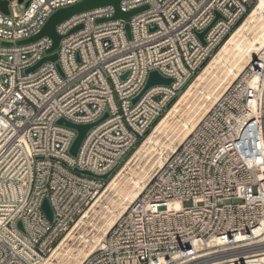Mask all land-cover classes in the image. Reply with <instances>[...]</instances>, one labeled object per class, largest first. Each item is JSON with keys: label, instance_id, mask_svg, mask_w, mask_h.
<instances>
[{"label": "built area", "instance_id": "2783aa9c", "mask_svg": "<svg viewBox=\"0 0 264 264\" xmlns=\"http://www.w3.org/2000/svg\"><path fill=\"white\" fill-rule=\"evenodd\" d=\"M82 1L10 0L0 12V264H44L105 183L74 169L102 176L118 167L256 0H122V13L146 9L128 21L113 19L110 5L71 16L56 26L50 54L46 36L18 45ZM154 71L172 83L132 103ZM61 119L95 124L76 157L77 132ZM263 222L264 48L80 264H264L255 236Z\"/></svg>", "mask_w": 264, "mask_h": 264}, {"label": "bare ground", "instance_id": "6f19581e", "mask_svg": "<svg viewBox=\"0 0 264 264\" xmlns=\"http://www.w3.org/2000/svg\"><path fill=\"white\" fill-rule=\"evenodd\" d=\"M263 48L264 0H256L255 7L222 42L216 53L202 68L196 80L187 87L178 102L170 109L168 108L166 116L159 121L152 134L144 138L142 144L137 148L135 155L142 152L143 158L150 156L143 166L140 164L136 165L140 170L139 175H136L137 173L129 166L133 160L132 158L125 165L128 172L122 175L123 177L121 175L116 176L108 183L106 187V203H104L103 209L99 212L100 219L103 221L102 228L100 227L103 235L111 229L117 218L139 196L145 186L146 180L144 179L147 172L156 166H162L166 159L164 157H168L164 156L167 155L168 150L171 153L175 151L173 140L176 137L184 138L190 134L200 120V112L206 110L208 104L212 106L217 101L221 91L230 86L245 67L260 55ZM182 103H185L184 114L186 118L178 115L180 113L179 107ZM255 236L256 238L261 237L260 242H264V222L260 229L255 232ZM101 238L94 237L91 241L84 240L83 247L80 248L76 255L73 249L69 248L66 250L67 246L63 242L58 249L62 253L58 251L54 253L61 257V261L59 260L57 264H80L84 258L91 254L96 244L101 241ZM64 261L66 263H62Z\"/></svg>", "mask_w": 264, "mask_h": 264}, {"label": "water", "instance_id": "95a60500", "mask_svg": "<svg viewBox=\"0 0 264 264\" xmlns=\"http://www.w3.org/2000/svg\"><path fill=\"white\" fill-rule=\"evenodd\" d=\"M10 0H0V12H2L5 15H8V2ZM23 0H19V3H21ZM122 0H84L81 3L59 10L56 13H54L51 18L48 20V22L46 23V25L44 26V28L41 30V32L39 34H37L36 36L19 42L18 45H24V44H29L32 42L37 41L38 39H40L41 37H49L52 40V47L51 49L48 51V53H52L54 52L59 45L60 42V36L56 33L55 28L59 23H62L63 21L67 20L68 18H70L71 16L80 14V13H84L87 11H90L92 9L95 8H99V7H103V6H107L110 5L112 7H114L115 9V15L113 17V19H121L123 21H128L132 16H134L135 14L143 11L146 9V7H142L139 9H135L132 10L130 12L127 13H122L119 11V4ZM28 3V2H27ZM27 3L25 5H27ZM218 18V16H217ZM212 26V25H211ZM210 26V27H211ZM207 28L204 32L198 34V38L199 40L204 43L203 41V37L204 35L207 33V31L210 29ZM80 29V27L76 28L74 31ZM125 31L126 34L128 36V38L130 39V28L128 24H125ZM3 46H10V44H6L3 43ZM57 60V55L56 54H52L46 58H44L43 60H41L37 65H35L33 68L29 69L26 71V73H30L32 71H34L35 69H37L40 65H42L44 62L50 61V62H55ZM58 67V66H57ZM172 83L171 79H165L163 77L160 76V74L158 72H151L148 76V80L146 82V85L144 87V89L141 91V93L139 94V96H137L135 99H133L132 103H135L139 97L146 91L148 90L150 87L155 86V85H165V86H169ZM173 102H171L168 105V108L172 105ZM107 117V114L104 115L103 119H105ZM102 119V120H103ZM58 125H63L69 128H72L74 130H76L77 135L75 140L73 141L70 150H69V154L72 157H76L77 152L79 150V147L86 135V133L88 132V130L90 128H92L95 124H91V125H74L71 123H68L64 120H59L57 122ZM118 167L113 168L111 171H109L107 174L102 175V176H95L89 172L86 171H79L77 169H74V172L83 176H87L90 178H94V179H98V180H102L103 182H107L110 177L113 175V173L116 171ZM41 210L43 212V214L45 215L46 219L51 222L52 221V211L49 207V204L47 202V200H44L41 206ZM18 227L21 228V225L18 224Z\"/></svg>", "mask_w": 264, "mask_h": 264}, {"label": "rangeland", "instance_id": "374dc122", "mask_svg": "<svg viewBox=\"0 0 264 264\" xmlns=\"http://www.w3.org/2000/svg\"><path fill=\"white\" fill-rule=\"evenodd\" d=\"M28 1V0H26ZM255 3L256 1L252 4L251 6V10L255 7ZM250 10V11H251ZM242 22V21H241ZM240 22V23H241ZM216 53V52H215ZM214 53V54H215ZM213 54V55H214ZM212 55V56H213ZM211 59V58H210ZM209 62V61H208ZM207 62V63H208ZM206 63V64H207ZM205 64V65H206ZM204 65V66H205ZM203 66V67H204ZM202 67V68H203ZM202 71V69L198 72L197 76L195 77V79L190 82V84H188L186 86V88L183 90V92L180 94V96L172 103V105L169 107V109L175 105L178 100L180 99V97L182 96V94L186 91L187 87L190 86L195 80L196 78L198 77V75L200 74V72ZM222 90V89H221ZM220 90V91H221ZM225 90V89H223ZM223 90L221 91V93L219 94V96L222 94ZM218 96V98H219ZM211 105L207 106L206 110H203L200 112V116H199V119H201L203 117V115L208 111L207 109L210 108ZM168 109V110H169ZM180 113L178 114L180 117L182 118H186V115L184 114V109H185V103H182L180 104ZM167 110V111H168ZM166 111V113H167ZM166 113L163 115L166 116ZM162 117V118H163ZM161 118V119H162ZM172 122V121H170ZM199 122V121H198ZM159 123V122H158ZM157 123V124H158ZM156 124V125H157ZM155 125V126H156ZM155 126L153 127V129L147 134V136H149L150 134H152ZM146 136V137H147ZM145 137V138H146ZM186 137H176L174 140H173V146H175V148H177L179 146V144L185 139ZM162 140H165V139H162ZM161 140V141H162ZM166 142V141H165ZM175 142V143H174ZM162 143H164V141H162ZM138 144V142L135 144V146ZM142 144V142H141ZM140 144V145H141ZM139 145V146H140ZM138 146V147H139ZM137 147V148H138ZM137 148L132 152V148L126 152V154L120 159V162H119V166L118 168L116 169V171L113 173V175L110 177V179L105 182L104 184H102L100 187V192L98 194V196L92 201L89 203V205L87 207H85L81 213L78 215L77 219L71 224L70 228L68 229V231L66 232L65 236H63V238H61V240L58 242V244L52 249V251L50 252L49 254V257L47 258V260L44 262V264H47V263H51V264H57V262L60 260L61 261V257L56 254H54L56 251H58L59 249V246L60 244H62L64 242V244L68 247H66V250H68L69 248L73 249L74 251V254L76 255L77 252L80 250L81 247H83V243H84V240L86 241H91L94 237H99V238H103L105 236V234L103 235V232L100 231V229L102 228V225H103V221L100 219V216H99V212H101V210L103 209V205L104 203H106V196H107V192H106V187L108 185V183L114 179L116 176L118 175H121V177H123L122 175H125L128 170H126V166L128 164V161L129 160H132V162H130L129 166L132 168V170H134L137 174L136 175H139L140 173V170L137 168L136 165L140 164L141 166H143L145 164L146 161H148V159L150 158V156H147V158H143V153L142 152H139L138 155H135V152L137 150ZM132 152V153H131ZM169 153V154H168ZM171 154V151L168 150L167 151V155H164V156H168ZM163 156V157H164ZM166 158V157H164ZM159 167H154L153 169H150L149 172H147V174L145 175L146 178L144 180H146L145 182L147 183V180H149V176L152 175V173L154 171H156ZM120 177V176H119ZM120 177V178H121ZM148 177V179H147ZM145 183V184H146ZM186 206H190L189 203H186ZM97 213V214H96ZM96 223V224H95ZM95 224V225H94ZM95 226V227H94ZM98 228H97V227ZM101 227V228H100ZM99 231H98V230ZM97 230V231H96ZM102 232V233H101ZM108 232V231H107ZM101 233V234H100ZM101 235V236H100ZM84 238V239H83ZM101 238V239H102ZM68 244V245H67ZM61 250H59L58 252L59 253H62L60 252ZM64 254V252H63ZM58 257V258H57ZM57 260V261H56ZM49 261V262H48ZM62 263H66V261L62 262ZM73 264V263H71Z\"/></svg>", "mask_w": 264, "mask_h": 264}, {"label": "trees", "instance_id": "16d2710c", "mask_svg": "<svg viewBox=\"0 0 264 264\" xmlns=\"http://www.w3.org/2000/svg\"><path fill=\"white\" fill-rule=\"evenodd\" d=\"M147 136V135H146Z\"/></svg>", "mask_w": 264, "mask_h": 264}]
</instances>
